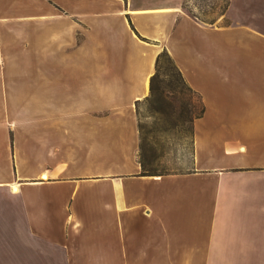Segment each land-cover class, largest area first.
<instances>
[{"label": "crops", "instance_id": "0c3cea01", "mask_svg": "<svg viewBox=\"0 0 264 264\" xmlns=\"http://www.w3.org/2000/svg\"><path fill=\"white\" fill-rule=\"evenodd\" d=\"M185 1L0 0V264H264V9ZM163 49L205 109L142 175Z\"/></svg>", "mask_w": 264, "mask_h": 264}, {"label": "rangeland", "instance_id": "374dc122", "mask_svg": "<svg viewBox=\"0 0 264 264\" xmlns=\"http://www.w3.org/2000/svg\"><path fill=\"white\" fill-rule=\"evenodd\" d=\"M225 2L226 0H186L185 6L199 20L213 22L223 11ZM252 2L260 11L264 9V0H252ZM5 76L7 77V73ZM23 102L25 103V100ZM36 104L35 102V105L29 106L39 109L40 105ZM137 108L138 124L140 125L139 143L143 137L146 151L160 155L152 163L155 171L184 172L189 170L192 167L190 129L186 124L184 126L175 124L176 114L173 108L170 107L167 115L153 113L145 103H140Z\"/></svg>", "mask_w": 264, "mask_h": 264}, {"label": "trees", "instance_id": "16d2710c", "mask_svg": "<svg viewBox=\"0 0 264 264\" xmlns=\"http://www.w3.org/2000/svg\"><path fill=\"white\" fill-rule=\"evenodd\" d=\"M140 103H145L149 110L161 115H167L170 107L173 108L176 114L175 124L180 126L186 124L188 129H190L189 134L192 140L194 120L201 117L205 109L201 96L187 84L174 60L165 49L160 51L156 56L155 70L149 79L148 95L136 101L137 114V107ZM138 126L140 131V125L138 124ZM138 155L142 175L173 173L155 171L152 163L160 155L158 156L154 152L150 153L146 151L145 139L143 137L139 143Z\"/></svg>", "mask_w": 264, "mask_h": 264}]
</instances>
